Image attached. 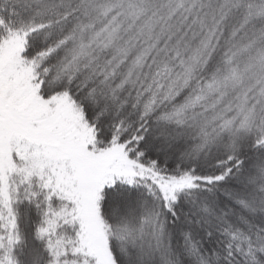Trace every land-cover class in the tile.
Instances as JSON below:
<instances>
[{"label":"snow or ice","instance_id":"1","mask_svg":"<svg viewBox=\"0 0 264 264\" xmlns=\"http://www.w3.org/2000/svg\"><path fill=\"white\" fill-rule=\"evenodd\" d=\"M0 264H264V0H0Z\"/></svg>","mask_w":264,"mask_h":264}]
</instances>
